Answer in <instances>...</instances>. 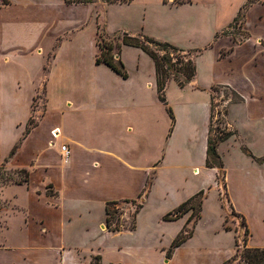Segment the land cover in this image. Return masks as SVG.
Returning <instances> with one entry per match:
<instances>
[{"label":"crops","instance_id":"crops-1","mask_svg":"<svg viewBox=\"0 0 264 264\" xmlns=\"http://www.w3.org/2000/svg\"><path fill=\"white\" fill-rule=\"evenodd\" d=\"M7 1L0 3V165L25 171L27 177L0 190V211L14 206L13 212L25 218L26 232L21 247H0V264H90L85 257L98 252L73 250L63 242L64 235L74 233L77 226H81V232L75 236L90 233L94 226L111 233L105 225L107 204L141 196L155 164L149 162L148 155L138 153L139 140L134 133L135 127L152 119L150 114L137 112V93L107 88L91 64L85 67L81 51L89 48L90 33L94 34L93 44L98 31L97 24L92 23V5H69L64 0ZM175 2L167 4L169 11L181 18V22L170 24L172 40L199 43V49H206L198 58L195 80L183 90L201 91L206 96L200 102L208 112L202 150L204 167L209 169L206 158L211 91L223 87L238 99L229 108L230 130L234 132L229 141H235L233 153L239 162L236 168L242 169L244 125L256 134L257 145L264 146V4H250V0ZM248 4L242 24L236 29L246 33L245 39L240 40L234 32L223 35L233 29L229 27ZM123 5H107L105 12ZM183 47L192 49L191 45L180 46ZM91 63L95 70L101 66ZM40 95L44 97L42 111L37 109ZM31 121L36 123L31 125ZM241 124L244 125L240 127ZM64 145L70 150L67 160L62 152ZM249 150L255 159L245 155L264 170V161H256L264 159V153L255 151L256 157ZM187 157V168L200 176L201 169L195 167L193 155L189 153ZM210 170L225 175L224 167ZM225 184L227 191L226 175ZM241 186L244 191L248 189ZM200 191L205 190L193 191L188 198ZM226 194L229 197L228 191ZM189 217L187 214L178 220L181 226L176 237ZM137 228L136 225L134 231ZM195 235L194 231L187 242ZM184 245L175 249L169 260L165 259L168 247H132L134 264L195 261L191 253L189 259L184 257ZM152 248L159 250L156 260Z\"/></svg>","mask_w":264,"mask_h":264},{"label":"rangeland","instance_id":"rangeland-1","mask_svg":"<svg viewBox=\"0 0 264 264\" xmlns=\"http://www.w3.org/2000/svg\"><path fill=\"white\" fill-rule=\"evenodd\" d=\"M166 1L171 3L182 0ZM7 2V0H0L1 4ZM249 3L264 4V0H250ZM92 6V23L97 24L98 31L93 44L91 38L94 34L90 33L89 48L87 49L86 46L81 51V56L85 59L83 63L86 68L91 64L93 72H97L107 88L137 93L138 96H134L137 112L150 114L152 119L150 123H141L137 129L135 127L134 136L139 140L137 151L139 154L148 155L149 162H153L155 166L150 171L141 196L133 200L135 203H125L122 200L110 206V228L107 227L106 221L105 225L110 232L113 229H119L118 234L104 232L94 226L90 233L75 236V233L81 232V226H77L71 235L67 236L66 232L63 242L73 250L81 248L87 253H91L92 249L94 253L97 251L104 258L103 264L117 262L134 264L135 259L131 248L143 244H149L152 247L154 245L157 248L168 247L165 259L169 260L167 252L181 226V221L167 223L163 218L187 201L191 192L196 193L201 189L205 190L202 219L196 224L195 220L187 224V231H191L193 225H196V235L182 247L187 249L183 253L185 258L189 259L188 253H191L192 258L199 262L187 261L186 264H246L243 256L247 249L252 248L251 244L264 248V187H262L264 170L256 167V163L245 154H243L245 156L243 162L240 163L242 169L236 168L239 162L233 153V147H236L235 141L228 139L220 143L218 153L224 164L228 197L225 175L221 173L220 176L218 172L206 170L204 167L202 150L206 142L208 112L206 106L200 104L206 98L203 92L190 89L184 92V89H180L174 81L170 82L166 91L167 102L173 113L170 115L158 99L154 64L146 53L132 47L121 48L120 60L125 66L127 80L119 77L103 64L97 66L95 70L94 63H91L95 62L96 55L101 52L97 44L104 45L109 42L115 45L118 43L117 36L123 32L134 36L142 34L153 37L177 47L191 45L190 50L202 46L199 43L172 40L169 32L170 24L172 21L181 22V18L169 11L164 0H134L130 4L116 6L108 13L105 12L107 5L103 0H96ZM242 21L243 16L233 25L235 30H226L225 33L234 32L240 40H244L246 33L236 30ZM86 38L87 34H85ZM198 63L197 58L196 64ZM227 93L223 87H214L211 91V118L208 129L209 136L211 135L213 139H216L220 132H233L230 130L228 120L229 108L233 103L238 102V99H233L229 93L228 97ZM230 100H232L231 103H229ZM187 103L191 105L188 106ZM43 105L44 97L40 95L37 99V109L42 111ZM243 125L241 124L240 127ZM242 131L246 134V138L242 137L244 144L252 150L253 154L256 156V152L264 153L262 152L264 146L257 145L256 134L250 127L244 125ZM239 151L241 152L240 149ZM189 153L194 157L195 167L201 169L200 176L193 175L192 169L187 168ZM25 179L26 174L19 169L0 165V190L5 186L23 182ZM155 179L156 183L152 186L150 195H146L147 187L153 185ZM186 179L188 182L185 181ZM242 184L248 187L246 191L243 190ZM211 185L216 186L208 190ZM19 196L22 198L23 194L20 193ZM141 205L144 210H140L139 215L136 212ZM0 207H3L1 201ZM13 207L0 211V247L3 249L4 247L18 248L25 243L23 237L26 232L25 218L20 213L15 214ZM233 208L244 216L239 215ZM188 215H191V212ZM135 224L138 227L137 230L129 233L130 228ZM151 251L152 257L156 260L159 250L155 251L152 248ZM174 252L175 250L171 252L172 256ZM98 253L85 258L91 262L92 256Z\"/></svg>","mask_w":264,"mask_h":264},{"label":"trees","instance_id":"trees-1","mask_svg":"<svg viewBox=\"0 0 264 264\" xmlns=\"http://www.w3.org/2000/svg\"><path fill=\"white\" fill-rule=\"evenodd\" d=\"M66 4H83V5H93L96 0H64ZM134 0H103L106 5L112 4H130ZM8 3V2H7ZM176 4L191 3V0H182L175 2ZM164 4H168L164 0ZM247 6L241 9L239 17L235 20L236 24L241 16L244 17ZM233 24V25H234ZM231 25L229 28H233ZM227 33L223 32V35ZM99 35V33H98ZM219 36V35H218ZM117 42L115 45L112 43H105L104 45L97 44L101 50L99 54L95 57V62L97 65H106L117 75L121 76L124 80L128 79V75L125 71V66L120 60V52L123 46L132 47L142 50L146 53L154 64L156 89L158 94V99L160 103L167 109L170 115H173L172 109L169 107L166 91L170 82L174 81L180 89H185L189 86L196 78L197 75V64L196 60L204 54L206 49H183L173 45L172 43L160 41L153 37L145 35H131L127 32L121 33L117 36ZM223 56L225 54H222ZM36 122L31 121V125ZM222 133V135H221ZM234 135V132H220V134L213 139L211 135L208 137V147H207V158L206 167L209 169H222L224 167L223 161L218 153V145L222 142L227 141ZM242 151L250 157H253L250 150L246 146H242ZM254 158V157H253ZM255 159V158H254ZM257 162H263L264 159H256ZM26 174L25 171H22ZM22 182V181H21ZM20 183V182H19ZM152 185H149L146 190V195L150 194ZM205 199V191H200L179 207L173 211L167 213L163 220L166 222H176L180 220L185 215L191 212V215L187 221L191 223L195 220V224L202 218L201 213L203 211V204ZM125 203H135L133 200H124ZM119 203V201L109 202L106 206V224L110 228V206ZM143 206H139L137 214ZM180 231L176 239L172 242L170 250L167 252V258H171V252L183 244H185L194 235L196 225H193L191 231L186 230V226ZM136 224L130 228V231H134ZM111 232L118 233L119 229H113ZM246 264H264V248H253L247 249L245 256H243ZM90 264H103V258L101 255L92 256ZM229 264V263H225Z\"/></svg>","mask_w":264,"mask_h":264},{"label":"built area","instance_id":"built-area-1","mask_svg":"<svg viewBox=\"0 0 264 264\" xmlns=\"http://www.w3.org/2000/svg\"><path fill=\"white\" fill-rule=\"evenodd\" d=\"M62 152H63V156H64L65 160L69 159L70 150H69L68 146H66V145L62 146Z\"/></svg>","mask_w":264,"mask_h":264},{"label":"bare ground","instance_id":"bare-ground-1","mask_svg":"<svg viewBox=\"0 0 264 264\" xmlns=\"http://www.w3.org/2000/svg\"><path fill=\"white\" fill-rule=\"evenodd\" d=\"M56 137V136H55Z\"/></svg>","mask_w":264,"mask_h":264}]
</instances>
